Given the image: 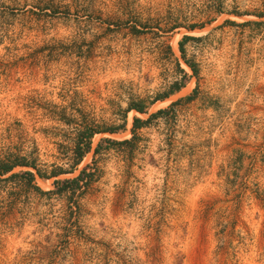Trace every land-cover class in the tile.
I'll list each match as a JSON object with an SVG mask.
<instances>
[{"label":"rangeland","instance_id":"1","mask_svg":"<svg viewBox=\"0 0 264 264\" xmlns=\"http://www.w3.org/2000/svg\"><path fill=\"white\" fill-rule=\"evenodd\" d=\"M9 155L0 264H264V0H0Z\"/></svg>","mask_w":264,"mask_h":264},{"label":"trees","instance_id":"2","mask_svg":"<svg viewBox=\"0 0 264 264\" xmlns=\"http://www.w3.org/2000/svg\"><path fill=\"white\" fill-rule=\"evenodd\" d=\"M186 64L188 65V67H190L193 71H195L194 67L188 63L186 61ZM179 89V88H177ZM169 96V95H168ZM166 96V97H168ZM165 97V98H166ZM163 97H160L158 100L162 99ZM137 111L138 113H145V105L144 102L141 101L137 104H132L129 106L128 111ZM146 124L145 121L136 118L134 120V127L135 128H139L142 127ZM101 131L95 132L93 129L91 128H87L85 132H83L81 135H79V139L76 142V146H75V151H74V162H73V166L76 167L78 166L81 161L84 159L85 155L88 154L91 151V141L94 137V135L96 133H100ZM103 132H109V133H117L116 129H108L106 131ZM130 141H124L121 144H127ZM99 148L97 149L98 152ZM17 167H27L31 170H34L37 172V174L40 177H43L40 173V171L37 169V165L33 162H29L26 159H21V158H14L12 156H4V158L0 159V178L12 173ZM27 176L29 177L30 182H33L35 180V173L33 171H27L26 172ZM17 176L15 175H11V177ZM57 176V175H54ZM78 181L77 179H74L73 182ZM67 181H55L56 185H60L61 183H66ZM40 190V189H38Z\"/></svg>","mask_w":264,"mask_h":264}]
</instances>
